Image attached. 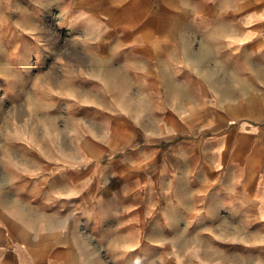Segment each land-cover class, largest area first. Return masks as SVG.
<instances>
[{
    "label": "crops",
    "instance_id": "1",
    "mask_svg": "<svg viewBox=\"0 0 264 264\" xmlns=\"http://www.w3.org/2000/svg\"><path fill=\"white\" fill-rule=\"evenodd\" d=\"M26 5L20 38L10 24L0 38V86L36 118L10 121L25 181L5 189L52 209L0 215V264H108L98 206L132 240L107 249L115 264H156L175 221L156 213L165 188L167 207L197 209L176 221L197 223L198 264H264V0Z\"/></svg>",
    "mask_w": 264,
    "mask_h": 264
},
{
    "label": "rangeland",
    "instance_id": "2",
    "mask_svg": "<svg viewBox=\"0 0 264 264\" xmlns=\"http://www.w3.org/2000/svg\"><path fill=\"white\" fill-rule=\"evenodd\" d=\"M27 0H0V38L7 39V36L10 32H6L5 25L10 24L11 28L13 27V32L18 34V38L22 33L23 26H14L15 19L20 16L22 17L21 10L23 7L26 9ZM6 14V15H5ZM36 20V19H35ZM9 26V25H8ZM16 30V31H15ZM4 59V55L2 60ZM3 82V79H2ZM20 103V96L17 101ZM8 101H6V97L3 91V87L0 86V215L2 214H10L12 213L15 203H18L19 209H23L21 205H27L28 208H24L25 211H28L31 214H38V212L43 213L44 211H49L52 208L39 206V202L41 203L42 192H38L36 190H10L5 189V187L10 186V183L13 182V187H15L16 183L23 182L21 175L15 174L16 164L20 163L19 153L16 151L11 152L8 146L10 143L6 142L9 135L12 133L10 126V121L12 119L13 124L15 125L19 119L23 118H36L35 112H33L34 116H27V112L10 110ZM15 106V104H13ZM8 107L9 110L6 109ZM9 122V123H7ZM8 125V127H7ZM11 127V128H10ZM29 129L34 130L36 133L37 129L35 127H30ZM20 130V129H19ZM36 144H30L29 152L31 155H35L36 153ZM34 153H33V152ZM110 158L106 157L102 160V167H106L105 165H109ZM36 158L28 159V168L31 170L30 180H28L29 186H33L32 182H36L37 175L34 174L36 169ZM35 185V184H34ZM12 186V185H11ZM36 186V185H35ZM20 187V186H19ZM169 191L165 189H158V198L160 200V204L157 207L156 213L166 215V213H173L174 222L171 224V231L168 232L172 235L171 238H158L156 240L158 248L162 250H157L156 253V264H198L197 260L199 258V254L201 250H196L197 247V223H182L180 221H176V219L181 218L182 214H195V207H188L187 202H185V206H176L178 203L176 200H173L175 203L173 208L167 207L166 204L171 203V199H162V195L170 194ZM111 193V192H110ZM94 195H97L94 192ZM98 196L94 197L97 199ZM166 203V204H165ZM14 204V205H12ZM32 204V205H31ZM38 204V205H37ZM34 205V206H33ZM180 205V204H179ZM120 209V208H119ZM118 208H112L110 206H101V207H93L92 208V219L93 221L100 218L101 227L105 230V237L101 244L98 243L97 238L93 237V245L99 247L102 252L105 254V257L108 261V264H115L116 262L113 252L116 250H108V248L118 249L122 246L128 247L129 243L132 241L127 238L115 237L113 226L114 220L112 217H115L117 214ZM181 213H177L180 211ZM177 214V215H176ZM3 225V224H2ZM91 226L97 227V223H92ZM202 242V240H201ZM136 246V244H134ZM116 247V248H115ZM119 249L117 250V252ZM142 261V256H141ZM148 262V261H147ZM146 262V264H147ZM141 264H143L141 262Z\"/></svg>",
    "mask_w": 264,
    "mask_h": 264
},
{
    "label": "bare ground",
    "instance_id": "3",
    "mask_svg": "<svg viewBox=\"0 0 264 264\" xmlns=\"http://www.w3.org/2000/svg\"><path fill=\"white\" fill-rule=\"evenodd\" d=\"M6 15V14H5ZM1 70V69H0ZM4 70V69H3ZM260 75V74H259ZM50 126V125H49Z\"/></svg>",
    "mask_w": 264,
    "mask_h": 264
}]
</instances>
